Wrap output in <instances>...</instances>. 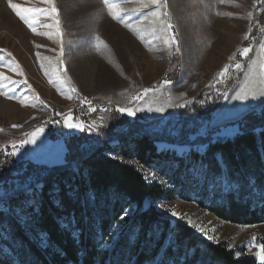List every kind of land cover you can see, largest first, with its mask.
I'll return each instance as SVG.
<instances>
[{
	"label": "rangeland",
	"instance_id": "374dc122",
	"mask_svg": "<svg viewBox=\"0 0 264 264\" xmlns=\"http://www.w3.org/2000/svg\"><path fill=\"white\" fill-rule=\"evenodd\" d=\"M11 2L21 8H50L43 0ZM54 2L62 36L55 35V21L50 16L41 15L34 25L40 33H53L49 39L34 34L8 6L9 0H0V49L5 50L0 51V74L9 78L3 81L7 87L0 91L11 97L0 95V129L3 130L0 131V154L11 155L12 145L16 144L18 152L11 156L19 163L47 168L65 166L69 137L82 133L86 126L97 131L93 133L97 138L93 145L104 135L143 131L155 141L158 153L168 154L165 164L126 161L135 164L148 183L173 190L170 178L174 156L186 158L192 151L204 154L211 143L234 138L243 128L241 121L246 115L264 109V97L247 101L232 98L249 81L250 65L258 59L260 45L264 43V0H234L238 7L229 2L220 4L217 0H167L177 40L172 47L157 38L162 33L161 24L150 15L156 10L154 5L133 11L139 7L138 0H117L127 10L120 22L108 15L102 0ZM217 12L231 15L218 16ZM45 23L53 27H42ZM130 28L137 29L139 35ZM96 36L108 45L106 49L97 51ZM37 44L41 47L37 48ZM177 47L179 52L175 50ZM245 47L251 49L248 56L239 53ZM37 53L48 59H38ZM233 55L235 59L230 60ZM61 59L63 65L59 66ZM236 63L241 65L240 69L235 67ZM17 64L23 75L13 71ZM225 65H230L228 74L218 77ZM57 67V76L68 83H49L45 70ZM72 88L76 91H71ZM144 89L150 91L145 94ZM223 93H227V99ZM79 99L99 105L100 111L85 119L71 114ZM121 108L143 110L129 116L120 112ZM156 108L163 110L156 111ZM69 115L72 123L83 125V130L64 126V119ZM56 116L65 134L49 129ZM39 127L44 132L36 142L19 147L25 133ZM110 156L123 160L119 153L112 152ZM10 188L0 187V201L6 198ZM190 191L186 195L194 201L201 199L198 186L194 185ZM185 197L177 192L155 206L172 221L188 225L206 242L226 243L239 253L238 257L250 255L261 264L254 245L264 242V222L235 225L207 209L198 208ZM172 211L178 215L173 216ZM193 224L202 226L215 239H208ZM0 264L7 263L0 259Z\"/></svg>",
	"mask_w": 264,
	"mask_h": 264
},
{
	"label": "trees",
	"instance_id": "16d2710c",
	"mask_svg": "<svg viewBox=\"0 0 264 264\" xmlns=\"http://www.w3.org/2000/svg\"><path fill=\"white\" fill-rule=\"evenodd\" d=\"M241 122L234 138L211 143L204 154L174 156L173 190L148 183L126 161L165 164L168 154L158 153L143 131L104 135L93 145L97 131L85 124L88 129L67 141L66 165L52 168L19 163L1 152L0 185L12 189L0 201V259L7 264H258L253 256L238 257L226 243L206 242L155 206L177 192L185 197L196 185L201 199L185 198L198 208L235 225L264 222V109ZM53 127L65 134L60 120Z\"/></svg>",
	"mask_w": 264,
	"mask_h": 264
},
{
	"label": "snow or ice",
	"instance_id": "6c2138e0",
	"mask_svg": "<svg viewBox=\"0 0 264 264\" xmlns=\"http://www.w3.org/2000/svg\"><path fill=\"white\" fill-rule=\"evenodd\" d=\"M44 3H47L50 5V8L48 9H40V8H32V7H18L16 4L12 3L11 0H9L8 6L12 9V11L31 29V31L36 35H44L47 36L49 39L53 38V33L50 32H43L40 33L37 31L36 27L34 25L38 22L39 17L41 15L50 16L52 20L55 21V35L56 36H62V32L60 30V20H59V12L55 5L54 0H43ZM218 3L224 4L226 2L232 3L233 6H239L234 3V0H217ZM102 3L104 7L108 11V15L111 16L113 20H118L120 22H123L122 20V13L126 12V9L121 8L120 4L117 2V0H102ZM139 7L137 9H133V11H139L140 8H146L155 6L156 10L153 11L150 15L154 18V20L161 24L160 32L162 33L161 36L157 37L159 39H162L163 42L168 45L169 47H172L173 45L177 44V40L175 35L173 34V25L170 22V13L167 11L168 9V3L167 0H138ZM216 15H227L230 16L231 13H221L217 12ZM249 16H251V13H249ZM167 18V19H163ZM44 28H52V24H43L41 25ZM126 27H129L127 24H125ZM132 31H136L137 35H139V32L137 29L130 28ZM143 39V37H140ZM244 39H248V36H245ZM96 40V48L97 51H100L101 48H107L108 45L105 44L103 40L99 36L95 37ZM62 44V40L60 41ZM37 48L41 47V45L37 44ZM177 52H179V48L177 47L175 49ZM0 51H5L4 49H0ZM251 51L250 48L245 47L243 49L239 50L240 55L248 56V53ZM7 55L11 56V53H7ZM60 55H63V49L61 47ZM38 59L41 60H47V57H40L39 53H37ZM14 59V58H13ZM230 60L235 59V55L229 57ZM63 65V60H59V66ZM44 64H41V68L44 69ZM230 65H225L224 68L218 73V77H225L229 72ZM235 67L237 69L241 68V65L239 63L235 64ZM13 71L19 73L20 75H23L22 70L20 69L19 64L16 65V67L13 69ZM59 71V67L53 70H45V75L49 77V83H57L60 84H66L68 83L67 80L61 79L59 76H57V72ZM250 71V79L246 84L240 88L239 91L235 92L234 96L232 97L235 100L240 101H247L249 99H257L259 97H264V43L260 45V54L258 56V59L256 61H253L249 68ZM8 77L3 76L0 74V89L6 88L7 85L3 83V81L8 80ZM24 83H27L25 80ZM30 87V86H29ZM71 91L75 92L76 89L72 88ZM145 94H147L150 89H144L143 90ZM0 95H4L7 97V92L0 91ZM224 98L227 99L228 95L227 93H223ZM10 98L11 97H7ZM71 98V97H69ZM36 100H39V96L35 97ZM24 101H21L23 103ZM40 103H44L42 100ZM182 106V105H181ZM94 110V109H93ZM143 109L137 108L135 111L131 109L121 108L119 109L120 112H126L129 116H134L136 111H141ZM149 110H153L149 108ZM156 111H162L163 109L156 108ZM64 126L67 128H77L83 130V125L80 123H72L71 122V116H67L64 119ZM13 127H19V125H13ZM95 130V129H93ZM0 131H3L0 129ZM44 128L39 127L35 129L34 131L30 133H25V139L20 142L19 147H23L25 144H34L36 140L43 134ZM13 151L10 153L11 155H16L18 152L17 145L13 144ZM173 216H177L178 214L175 211H172L171 213ZM189 223L192 224V221L189 220ZM193 227L196 228L198 232H201L202 234H205L208 239L213 240L215 239L213 236L208 235L207 231L200 225L193 224ZM256 238L253 237V240ZM258 251L256 253L258 259L260 260L261 264H264V243L256 244L254 245ZM237 256H239V253H237Z\"/></svg>",
	"mask_w": 264,
	"mask_h": 264
},
{
	"label": "built area",
	"instance_id": "2783aa9c",
	"mask_svg": "<svg viewBox=\"0 0 264 264\" xmlns=\"http://www.w3.org/2000/svg\"><path fill=\"white\" fill-rule=\"evenodd\" d=\"M95 110H96L95 103L88 100L79 99L75 102L74 106L72 107L71 114L77 115L78 117H86L93 114ZM52 119H53L52 120L53 123L55 120H59L57 116L53 117ZM53 123L49 128L50 130H55L53 127Z\"/></svg>",
	"mask_w": 264,
	"mask_h": 264
}]
</instances>
